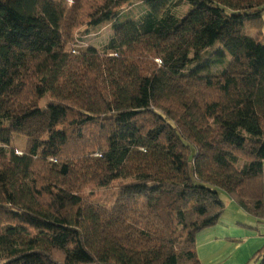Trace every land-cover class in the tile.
<instances>
[{"label": "trees", "instance_id": "trees-1", "mask_svg": "<svg viewBox=\"0 0 264 264\" xmlns=\"http://www.w3.org/2000/svg\"><path fill=\"white\" fill-rule=\"evenodd\" d=\"M263 14L264 0H0V264H203L221 190L263 218ZM106 20L103 49L74 52L75 31Z\"/></svg>", "mask_w": 264, "mask_h": 264}, {"label": "crops", "instance_id": "crops-1", "mask_svg": "<svg viewBox=\"0 0 264 264\" xmlns=\"http://www.w3.org/2000/svg\"><path fill=\"white\" fill-rule=\"evenodd\" d=\"M263 247L264 217L249 214L231 197L218 224L196 239L197 253L203 264H259L256 254Z\"/></svg>", "mask_w": 264, "mask_h": 264}, {"label": "rangeland", "instance_id": "rangeland-1", "mask_svg": "<svg viewBox=\"0 0 264 264\" xmlns=\"http://www.w3.org/2000/svg\"><path fill=\"white\" fill-rule=\"evenodd\" d=\"M56 1H62V0H56ZM67 4L71 5L72 0H64ZM188 9V6H184L182 8V12H185ZM144 11L143 4L139 2H135L124 10L123 14L121 15V20H125L127 18L136 19L138 18ZM114 21L112 20H106L103 23H101L98 26H89V25H83L81 28L75 31V39L77 40L73 46H71L74 50V52L78 53L79 50H82L87 47H93L97 50H102L103 47L106 45V43L109 41L111 36L113 35L114 29ZM248 33L251 35H254V31L248 30ZM220 46L216 45L211 51L204 56L205 63H209L208 70L210 72L216 73L218 70L222 69L223 66L219 65H213L210 66V60H212L215 56V52L219 50ZM231 57L227 54L226 60L227 62L230 61ZM158 63H160L159 60H156ZM226 62V64H227ZM225 64V65H226ZM210 69V70H209ZM46 101L42 102V106H45ZM27 144L26 138L23 137H16L14 140V145L18 148L19 152H22ZM52 159V158H51ZM245 160H241L239 163V166H241ZM115 183L117 184L120 181V177H116ZM222 199H224L225 203L227 202V199L230 198V195L224 191H220ZM111 193L108 190L100 189L98 190L97 198L96 200L100 203L110 204L112 202Z\"/></svg>", "mask_w": 264, "mask_h": 264}]
</instances>
